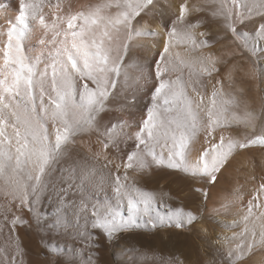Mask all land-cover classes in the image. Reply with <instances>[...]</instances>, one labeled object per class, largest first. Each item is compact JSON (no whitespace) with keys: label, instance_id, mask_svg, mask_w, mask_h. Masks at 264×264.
Returning <instances> with one entry per match:
<instances>
[{"label":"snow or ice","instance_id":"snow-or-ice-1","mask_svg":"<svg viewBox=\"0 0 264 264\" xmlns=\"http://www.w3.org/2000/svg\"><path fill=\"white\" fill-rule=\"evenodd\" d=\"M7 7L0 0V17ZM145 17L157 20V29ZM213 23L223 28L221 39H230L239 55L249 57V76L264 84V0H98L80 7L71 0H19L16 17L0 25V195L10 197L0 214L6 222L12 214L13 233L31 225L12 205L16 212L36 213L39 224L37 206L54 193L53 227L69 235L68 225L79 218L110 243L161 228L207 236V228L196 227L207 218L206 188L218 183L237 150L264 149V109L258 114L244 89L236 87L237 68L221 79L219 65L226 61L202 51L217 41ZM37 30L53 41L46 60L27 50ZM145 38H158L161 50L149 66L155 69L149 103L137 112L136 96L148 76L131 75L141 67L131 62V53L156 47ZM179 47L185 56L175 51ZM238 124L253 134L224 135ZM85 135L96 137L95 151L82 149ZM164 174H180L200 194L203 209L171 207V194L151 186ZM259 179L245 206L240 241L232 248L226 245L237 239L235 233L219 237L216 252L222 259L209 264H264V255H258L264 253V177ZM89 184L101 191L107 184L116 207L90 199ZM241 200L236 190L231 203ZM9 240L14 255L7 264H22L18 233ZM128 251L140 253L135 244ZM165 264L184 260L174 256Z\"/></svg>","mask_w":264,"mask_h":264},{"label":"rangeland","instance_id":"rangeland-1","mask_svg":"<svg viewBox=\"0 0 264 264\" xmlns=\"http://www.w3.org/2000/svg\"><path fill=\"white\" fill-rule=\"evenodd\" d=\"M96 1L98 2V0H78L76 1V7L96 3ZM196 1H199L196 3L203 2V0ZM165 2H167V0H165ZM180 2L181 0H171L172 4H178ZM189 3L192 4L193 1L189 0ZM16 5L19 7V0L15 1V5H8L5 9L18 12ZM145 20L151 28L155 30V25L158 21L150 17H145ZM204 30L205 29L203 28L198 29V31ZM240 30L248 31L247 28ZM211 31L218 37L217 41L212 49H203L202 51H211L216 56H220L226 61V63L219 65L221 69L219 78L222 79L224 74L233 67L238 69L234 74L236 87L244 89V98L259 114L261 110L264 109V91H262V89H264V84H261L259 78L253 79L249 76L248 72L253 67L251 60L247 55H239L240 49L237 48L236 44L230 39L220 38L224 36V31L220 24L213 23L211 25ZM37 32H35L33 36L36 35ZM31 39L29 41H31ZM145 40L153 42L156 46L160 45L158 38H145ZM38 47L36 46L35 48ZM175 51L179 52L181 56L186 55V50L183 47L176 48ZM234 52L236 53L235 56L233 55ZM131 54H133L131 55V62L135 64L144 62L146 55L145 52H140V50L137 51L134 49ZM134 54L137 56H135V59ZM31 56L34 58L39 57L37 56L36 51L32 52ZM39 58L41 60H46L43 57ZM126 61L129 62L127 58ZM140 64L143 66L144 63ZM152 69H143V67H141V69H132L130 71L131 75L134 77L137 75L139 76L142 71L144 75L148 76V81L150 80L151 82L152 75L150 71H152ZM211 84H215V77L211 80L209 87L207 88L209 94L211 92ZM133 87H135L134 84ZM147 88L148 91L146 87V90L144 89L145 92H148L147 98L138 101L136 97L137 108L133 109V111L138 112L139 109H143L148 105L152 84ZM224 90L226 93L229 91L227 84H225ZM255 131L257 134L262 131L259 124ZM252 134V130L246 129L243 124L234 125L232 128L224 131L225 136L230 135L235 138H243L245 135ZM95 142L96 137L94 135H85L79 140L83 150H86L88 146H92L93 151H95L98 147ZM243 155H246L244 158L250 159L253 162L259 173L262 175L264 174V149L257 146L250 149H239L233 154L230 165L223 170V175L218 183L206 188L210 195H208L210 198L207 200V212L205 213L207 218L201 221L196 227L207 228V236L201 238V233L190 231L188 229L161 228L159 231L138 230L142 233L140 238L135 241V244L139 246V249H164L166 253L168 252V255L172 253L171 255L179 256L184 260V264H195L198 261L209 264L213 259H222L220 254L216 252L218 246L217 239L219 237H232L235 233L237 239L232 241L229 245H226L227 247L235 248L236 243L240 241V234L244 232L245 222L243 217L245 214L240 213L236 216L237 219L235 218V220H232L231 217L233 216V212L236 210L237 205H233L230 199H225L223 201L221 197H218L217 190H215V193L212 195L213 189L211 190V188L218 187L221 184L220 182L224 181L230 171L237 172V170L240 171L242 169V164L239 162V159H241L240 157H243ZM151 186L155 189H163L164 191L169 192L172 199L168 200L167 203L173 208L183 207L185 210H189L199 207L203 209L200 194H194L191 185L182 179L180 174H164L157 180L153 181ZM88 195L90 199H94L96 202H107L112 204L113 207H116L115 199L112 196L110 189H108L107 184L104 185V191H101L100 187L96 185L89 184ZM211 196H213V200ZM262 198H264V195H262ZM8 199H10V197L6 199L3 195H0V205L6 204ZM209 200H211V202ZM245 200L243 201L245 203H243V206L248 203V200ZM209 203L210 205H208ZM12 208L13 212L17 215H22L27 218L31 225L30 227H18L16 229V233L19 235V240L22 242V248L26 252V261L23 260V264H27L28 261V264H121V261L123 260V257L118 252L119 248L116 247L117 241L110 243L105 240L99 229H91L90 222L86 226L84 220L79 218L73 219L72 223L68 225V228L71 230L70 235L64 228L53 227V218L56 216V200L54 193L51 196L44 197L41 203L37 206V212L41 217L39 224H37L35 220L36 213L28 212L27 210L16 212V206L14 205H12ZM213 209H218V212H213ZM120 211L126 212V209L123 206H120ZM11 216L12 214L9 213L8 222L4 220V223L0 224V228L5 229V223L8 226ZM0 218L4 219L3 214H0ZM16 233L12 232L14 236ZM2 235L3 233H0V240L2 239ZM97 243H99V247H96ZM258 255H264V253ZM244 264H252V261H245Z\"/></svg>","mask_w":264,"mask_h":264},{"label":"bare ground","instance_id":"bare-ground-1","mask_svg":"<svg viewBox=\"0 0 264 264\" xmlns=\"http://www.w3.org/2000/svg\"><path fill=\"white\" fill-rule=\"evenodd\" d=\"M15 1L16 0H2V2H5L8 5H15ZM76 1H78V0H71V2L74 4V6L77 5ZM192 1H193V3L199 2L196 0H192ZM16 9L18 10V5H16ZM3 13H4L3 16L0 17V25H3L7 19H14L16 17V15L18 14V12H16V11H11V10H6V9L3 10ZM157 24L155 25V29H157ZM33 37H34V39H33ZM42 38L44 39L45 43L40 42ZM145 42L153 44V42H151V41L145 40ZM34 46L35 47L39 46V47L35 48ZM27 49L29 50L28 52L30 55L32 54V52L36 51L37 56L43 57L44 59H47L49 53L51 51H53V41L47 36H42V33L38 31L36 35L32 36L31 41H28ZM136 50L137 51L140 50V52L142 51V52L146 53L144 62H140V63H144V64L142 66L139 63L140 66L143 67V69L148 68L149 70H151L154 66H152V67H149V66L153 65V59L155 58V54H156V52L161 50V46L160 45L156 46L152 50L139 49V48H137ZM135 54H134V59L136 56ZM131 55H133V54H131ZM138 56H139V54H138ZM139 60H137V61H139ZM139 64H137V65H139ZM141 67H140V69H141ZM153 69H152V71H150V73L154 72ZM151 84H152V81L150 82V80L146 84H144L141 92L136 96L138 101H140L141 99L147 98L148 92H145V90L147 89V91H148L147 87ZM145 87H146V89H145ZM245 156L244 155H243V157L239 156L241 158V159H239V162H241V164H242V169L240 171L237 170V172H235V171H233V172L230 171V173L228 172L229 173L228 176L224 179L223 182H220L221 184L218 187L211 188V190L213 189L212 195L215 193V190H217L218 197H221L223 199V201L225 199L231 200L233 193L236 190H239V192L242 196V200L234 203L235 205H237V208L233 212V216L231 217L232 220H235L236 216H238L240 213L246 214V207H245L246 205L243 206V203H244L243 201L245 199H247L248 201L252 200L253 196H255V194H256L255 189L258 188L259 183L261 182L259 178L264 177V174L262 175L261 173H259L257 171L256 166L253 164V162L250 159L244 158ZM237 159H238V157H237ZM235 162H236V160H235ZM253 177H255V179ZM262 195H264V194H262ZM208 198H210V197H208ZM211 198L213 200V196H211ZM218 199H220V198H218ZM209 201L211 202V200H209ZM257 203H259V201H257ZM208 205H210V203ZM217 207H219V206H217ZM241 216H242V214H241ZM3 223H4V219L0 218V224H3ZM5 225H6V227L4 229L5 232H3L2 239L0 240V264H7V262L10 260V258L14 255L13 249L11 247V242L9 240V237L14 236V235L12 234L10 228L7 226L6 223H5ZM139 238H140V235L136 238V240H138ZM117 239L119 240V238H117ZM136 240H125V241H121L119 243L117 242V246L115 245L117 248H119L118 252L123 257L121 264H158V263L165 264V261L174 257V255H171L172 253L168 255V252L166 253L164 251V249H155V250L153 248L152 249H139V246H137L135 244ZM133 244H135V246L140 250L139 254H132L128 251V249ZM5 249H7V253H5ZM25 256H26V252L23 250V255H22V257L19 258L20 261L22 260L21 261L22 264H23V260L26 261ZM23 258H25V259H23ZM28 263H29V261H28ZM195 264H206V263H204L202 261H198Z\"/></svg>","mask_w":264,"mask_h":264}]
</instances>
